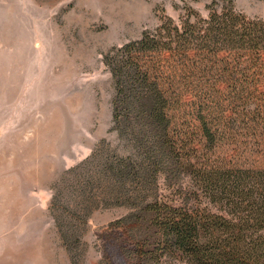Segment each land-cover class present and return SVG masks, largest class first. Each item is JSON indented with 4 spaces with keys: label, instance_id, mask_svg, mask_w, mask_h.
Segmentation results:
<instances>
[{
    "label": "trees",
    "instance_id": "16d2710c",
    "mask_svg": "<svg viewBox=\"0 0 264 264\" xmlns=\"http://www.w3.org/2000/svg\"><path fill=\"white\" fill-rule=\"evenodd\" d=\"M208 9L190 8L180 23L164 16L104 56L127 152L102 141L64 178L52 210L69 247L94 211L126 207L108 226L124 264H264V20L234 0ZM179 111L198 122L206 155L252 137V166L195 156L180 139Z\"/></svg>",
    "mask_w": 264,
    "mask_h": 264
},
{
    "label": "rangeland",
    "instance_id": "374dc122",
    "mask_svg": "<svg viewBox=\"0 0 264 264\" xmlns=\"http://www.w3.org/2000/svg\"><path fill=\"white\" fill-rule=\"evenodd\" d=\"M214 1L0 0V264L125 263L108 226L126 207L94 211L77 248L59 232L53 198L102 141L127 152L113 129L115 85L104 56L164 16L180 23L191 8L208 17ZM234 3L264 20V0ZM176 114L180 139L195 156L252 166V137L244 145L240 137L224 140L206 155L198 122Z\"/></svg>",
    "mask_w": 264,
    "mask_h": 264
}]
</instances>
